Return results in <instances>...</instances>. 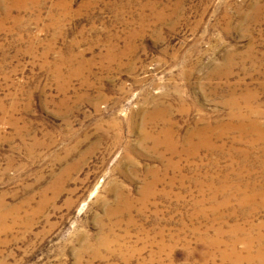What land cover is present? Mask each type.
<instances>
[{"label":"rangeland","instance_id":"obj_1","mask_svg":"<svg viewBox=\"0 0 264 264\" xmlns=\"http://www.w3.org/2000/svg\"><path fill=\"white\" fill-rule=\"evenodd\" d=\"M254 125L264 0H0V264H264Z\"/></svg>","mask_w":264,"mask_h":264},{"label":"bare ground","instance_id":"obj_2","mask_svg":"<svg viewBox=\"0 0 264 264\" xmlns=\"http://www.w3.org/2000/svg\"><path fill=\"white\" fill-rule=\"evenodd\" d=\"M258 126H259V125H258ZM258 126H255V125H254V127H252V128L254 129V131H256V132H260V134H259L260 137L264 138V134H262V130H261L262 127L260 128V127H258ZM241 128H242V127H241ZM199 133H200V132H199ZM202 135H203V134H202ZM260 137H259V138H260ZM200 138H201V136H200ZM202 139H203V138H202ZM206 139H208V138H206ZM260 140H261V139H260ZM201 142H203V141H201ZM207 142H208V141H207ZM207 142H206V143H207ZM204 143H205V142H204ZM173 145H174V144H173Z\"/></svg>","mask_w":264,"mask_h":264}]
</instances>
